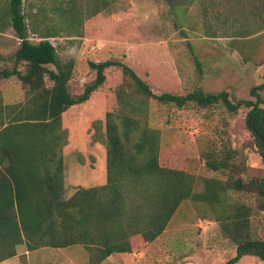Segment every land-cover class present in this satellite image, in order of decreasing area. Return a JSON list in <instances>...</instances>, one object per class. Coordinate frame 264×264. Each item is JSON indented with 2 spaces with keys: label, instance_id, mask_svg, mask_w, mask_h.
Segmentation results:
<instances>
[{
  "label": "trees",
  "instance_id": "16d2710c",
  "mask_svg": "<svg viewBox=\"0 0 264 264\" xmlns=\"http://www.w3.org/2000/svg\"><path fill=\"white\" fill-rule=\"evenodd\" d=\"M90 1L89 10L88 0H64L45 13L40 7L33 11L31 0H0V33L9 29L18 40L9 56L13 65L0 66V80L16 76L26 91L23 101L5 105L0 100V261L14 256L17 245L29 252L78 244L89 252V262L100 263L113 253L132 252L136 237L144 243L156 239L187 199L206 205L233 243L234 256L222 264H235L244 256L264 261V239L254 234L250 220L254 210L264 215V175L234 177L235 163L227 155L207 151L208 168L232 174L224 180L204 177L203 189L194 191L192 174L159 163L160 132L148 124L150 100L175 108L221 105L232 113L244 108L245 127L264 165V83L249 89L251 98L235 101L225 90L200 87L185 94L155 93L130 66L106 59L88 61L94 79L73 95L68 81L75 61H62L50 37L61 32L81 37L83 20L106 5ZM251 11L258 18L256 32L264 30V0H253ZM29 33L39 39L32 40ZM193 59L199 69L195 54ZM111 66L119 68L121 83L115 90L117 107L104 114L105 182L74 186L68 193L62 114L87 102ZM238 193L252 196L253 204L230 196Z\"/></svg>",
  "mask_w": 264,
  "mask_h": 264
},
{
  "label": "rangeland",
  "instance_id": "374dc122",
  "mask_svg": "<svg viewBox=\"0 0 264 264\" xmlns=\"http://www.w3.org/2000/svg\"><path fill=\"white\" fill-rule=\"evenodd\" d=\"M62 1L31 0L33 11L40 7L45 13ZM97 1L106 5L83 20L81 37H69L63 32L50 37L62 61H75L68 81L73 95L80 94L94 79L95 71L88 61L106 59L130 66L155 93L185 94L200 87L212 92L225 90L235 101L251 98L249 89L264 83V30L256 32L258 18L251 11L253 0H179L175 4L166 0ZM89 2L85 10H89ZM29 35L32 40L39 39L37 34ZM17 43L9 29L0 33V66L13 65L9 56ZM193 54L200 61L199 69ZM18 68L23 70V65ZM104 73V83L87 102L62 114L66 167L77 149L97 147L105 151L104 114L117 107L115 90L121 83V73L117 66L105 69ZM45 82L51 83L48 78ZM25 95L16 76L0 80V100L5 105L23 101ZM245 113L244 108L232 113L221 105L202 108L188 104L175 108L150 100L148 124L160 132L159 163L192 174L194 191L203 189L202 178L224 180L230 173L208 168L204 157L207 151L227 155L235 163L234 177L247 180L264 175V165L244 124ZM65 188L68 193L72 191L68 184ZM230 196L249 204L253 201L249 194ZM213 216L206 205L187 199L180 203L156 239L144 243L136 237L132 252L113 253L109 259L91 263L89 252L78 244L26 253L22 246L0 264H222L234 256L235 249L222 235ZM250 220L254 234L264 239L263 213L254 210ZM235 264L264 261L244 256Z\"/></svg>",
  "mask_w": 264,
  "mask_h": 264
},
{
  "label": "crops",
  "instance_id": "0c3cea01",
  "mask_svg": "<svg viewBox=\"0 0 264 264\" xmlns=\"http://www.w3.org/2000/svg\"><path fill=\"white\" fill-rule=\"evenodd\" d=\"M82 151V149L75 150L77 153L72 160L70 159V165L66 167L64 164V185L68 184L73 188L74 186L89 187L103 184L106 179L105 151L103 148L97 147H88ZM22 246L18 245L16 251L18 252L19 247ZM22 249L23 253L27 252L24 250V246ZM109 257L110 255L106 259Z\"/></svg>",
  "mask_w": 264,
  "mask_h": 264
},
{
  "label": "built area",
  "instance_id": "2783aa9c",
  "mask_svg": "<svg viewBox=\"0 0 264 264\" xmlns=\"http://www.w3.org/2000/svg\"><path fill=\"white\" fill-rule=\"evenodd\" d=\"M51 40V42H52V39H50ZM52 44H53V42H52ZM54 45V44H53Z\"/></svg>",
  "mask_w": 264,
  "mask_h": 264
}]
</instances>
